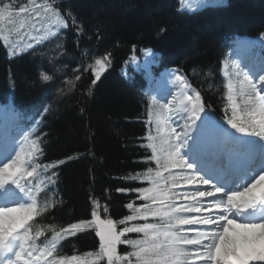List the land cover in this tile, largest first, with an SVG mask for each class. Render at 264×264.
Returning a JSON list of instances; mask_svg holds the SVG:
<instances>
[{
	"label": "snow or ice",
	"instance_id": "snow-or-ice-1",
	"mask_svg": "<svg viewBox=\"0 0 264 264\" xmlns=\"http://www.w3.org/2000/svg\"><path fill=\"white\" fill-rule=\"evenodd\" d=\"M80 24L69 0H0V39L9 57L59 39L62 30ZM12 34L20 40L13 41ZM25 36L31 42L22 47ZM110 59L104 54L94 64L105 69ZM227 69L226 63L223 119L207 110L200 91L183 75L175 76L178 95L148 112L151 127L142 147L151 155L144 163L155 167L123 177L147 187L117 189L134 192L142 201L128 203L130 214L118 221L102 219L100 212L109 209L93 199L90 220L59 229L34 227L30 221L55 204L48 193L55 191L57 169L73 157L41 162L40 136L30 139L33 132L24 133L19 150L0 159V199L5 201L0 206V264H97L105 259L107 264H264V75L254 80L238 65ZM85 70L95 86L101 72L91 63ZM41 193L43 208L38 207ZM88 228L99 237L95 260L57 259L60 241ZM121 245L131 250L120 254Z\"/></svg>",
	"mask_w": 264,
	"mask_h": 264
},
{
	"label": "trees",
	"instance_id": "trees-1",
	"mask_svg": "<svg viewBox=\"0 0 264 264\" xmlns=\"http://www.w3.org/2000/svg\"><path fill=\"white\" fill-rule=\"evenodd\" d=\"M186 1L69 0L81 24L70 25L59 39L16 57H9L0 39V103L11 102L33 114L30 132L33 139L39 135L42 140L41 162L73 157L57 169L55 191L48 193L55 204L30 222L34 227L59 229L90 220L93 199L109 209L100 212L102 219L117 221L130 214L128 203H142L134 192L117 191L147 187L123 177L155 167L144 163L151 155L142 145L147 144L152 108L142 92L143 78L136 75L126 82L118 74L133 48L159 52L167 68L182 72L200 91L210 112L222 113L226 92L220 66L228 56L229 37L264 38V0H206L202 8L208 7L196 14L182 6ZM26 37L20 41L22 47ZM10 38L20 40L15 34ZM104 54H110V62L93 86L94 76L86 66L97 68L94 60ZM44 74L53 79L43 81ZM44 203L41 193L38 207ZM130 250L127 245L118 248L120 254ZM98 251L99 238L88 228L61 240L57 259L76 256L91 262Z\"/></svg>",
	"mask_w": 264,
	"mask_h": 264
},
{
	"label": "rangeland",
	"instance_id": "rangeland-1",
	"mask_svg": "<svg viewBox=\"0 0 264 264\" xmlns=\"http://www.w3.org/2000/svg\"><path fill=\"white\" fill-rule=\"evenodd\" d=\"M205 1L206 0H187L186 2H182V6L191 9L194 6H198V5L205 4ZM30 34L31 35H35V33H30ZM238 39L244 40L245 38H238ZM250 41H252V42L257 41V44H254V43L252 44V46L249 49L250 51H252L254 49H257V48H260V47H264V46H261V45H264V40H262L261 38H253V39H250ZM29 42H31V41L28 39V37H26V39L24 41V47H26L27 43H29ZM233 46L235 48L234 40H233ZM136 53H137V51H136ZM236 55H238V54H236ZM144 56H147L148 58L149 57H152L150 59V63H146L144 65V62H143L144 61ZM243 58H244V56H241L240 57V59H242V61H241L242 64L241 65L244 66L245 64L248 63V61H244ZM129 61H131V64L128 63ZM225 64L223 66V74L225 72ZM227 64H228V69L227 70L229 72L232 71L233 65H238L239 66V69L242 70L241 65H240V61L238 59H234L233 60V57H232V59L229 62H227ZM132 65H138V66L137 67H131ZM155 69H159L158 57L156 55L152 54L149 51H145V52H138L137 54H131V57L123 64V66L121 67V69H120L119 72H121L122 77L128 78L130 75H133L134 73H141V72H144L147 75H152V74H155L156 73L155 72ZM250 69L253 72H257L259 70V68L257 66H255V67L250 66ZM97 71H101V69L99 68V66H98V70ZM167 71L169 73L171 72L170 73L171 77L173 76L172 73H174L175 75H181L180 73H177V72H175L173 70H167ZM162 72H165V71L160 70L157 73H162ZM244 73H247V72H244ZM254 77H250V78H253L254 80H258V79L254 78ZM242 78L243 77L241 75V77H239V79H242ZM226 79H227V83H228L229 77H226ZM176 85H172V87H173V92L172 93L165 92V94H164V95H168L170 97L169 100H173V97H176L178 95V93H177L178 90H177V86ZM146 87L149 89V92H150V89H151V92L150 93H151L153 99L155 100V102H158L159 104H162L160 102V99H162V96L160 95V93H158L156 91L157 88H156L155 84L153 85V84H151V80H149V82L147 80ZM262 94H264V93H262ZM166 101H167V99L165 100V102ZM2 128H4V125L0 126V129H2ZM17 129H19V128H17Z\"/></svg>",
	"mask_w": 264,
	"mask_h": 264
},
{
	"label": "bare ground",
	"instance_id": "bare-ground-1",
	"mask_svg": "<svg viewBox=\"0 0 264 264\" xmlns=\"http://www.w3.org/2000/svg\"><path fill=\"white\" fill-rule=\"evenodd\" d=\"M241 39H236L235 40V46L236 48L239 50V54H243L244 52L248 51L249 48L252 46V44L255 42H252L250 40H241ZM152 57H147V56H144V65L146 63H150V59ZM131 64V61L129 62ZM138 65H132L131 67H137ZM156 72V71H155ZM171 73V72H170ZM169 72H163V73H155V74H152V75H149L148 77L151 79L152 83L155 84L156 88H157V92L160 93V94H163L165 92H169V93H172L173 92V87L172 85H176L177 86V90H179V86H178V83L175 81V74H173V76L171 77ZM169 90V91H168ZM178 93V92H177ZM167 100L170 99L169 96H167ZM5 201L1 199V203H4ZM11 202V201H9ZM14 203H16L15 201H12ZM3 205V204H1Z\"/></svg>",
	"mask_w": 264,
	"mask_h": 264
}]
</instances>
